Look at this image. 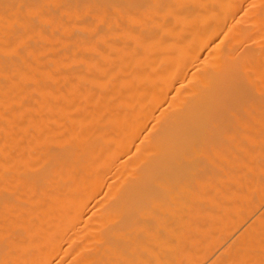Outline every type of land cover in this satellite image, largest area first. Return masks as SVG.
Returning <instances> with one entry per match:
<instances>
[{"label": "bare ground", "instance_id": "obj_1", "mask_svg": "<svg viewBox=\"0 0 264 264\" xmlns=\"http://www.w3.org/2000/svg\"><path fill=\"white\" fill-rule=\"evenodd\" d=\"M0 264H264V0H0Z\"/></svg>", "mask_w": 264, "mask_h": 264}]
</instances>
